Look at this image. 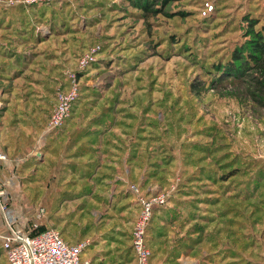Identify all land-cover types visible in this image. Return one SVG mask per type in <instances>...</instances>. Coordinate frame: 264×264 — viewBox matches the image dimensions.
<instances>
[{"label":"rangeland","instance_id":"1","mask_svg":"<svg viewBox=\"0 0 264 264\" xmlns=\"http://www.w3.org/2000/svg\"><path fill=\"white\" fill-rule=\"evenodd\" d=\"M155 7L145 20L133 0H0V133L39 137L37 158L47 137H139L136 157L132 140L120 144L131 177L115 178L85 216L73 200L92 191H39L31 170L0 168V234L3 208L26 232L86 243L91 264H136L140 201L160 195L150 264H264V106L249 97L252 73L216 71L248 40L245 19L264 36V0ZM74 87L69 117L52 129Z\"/></svg>","mask_w":264,"mask_h":264},{"label":"crops","instance_id":"2","mask_svg":"<svg viewBox=\"0 0 264 264\" xmlns=\"http://www.w3.org/2000/svg\"><path fill=\"white\" fill-rule=\"evenodd\" d=\"M6 133L8 132L0 133V153L7 159L1 164V173L6 171V165L14 164L16 168L24 170V173L28 170L33 172V188L36 190L42 191L48 187L56 191L64 190L63 192L92 191L88 200L83 195L73 200L76 206L81 204L80 209L75 211L76 215L79 213L80 216H85L91 202L110 190L115 178L131 177V171L125 167L128 166L127 156H122L120 152L124 145L120 144L124 141L129 146L132 137H47L45 149L39 150L42 158H37L33 150L39 137H5ZM128 149L125 153L129 155L130 148ZM46 174L47 179L43 177ZM117 187L123 188V183L117 181L116 189ZM50 198L48 200H53ZM65 200L68 198L65 197ZM121 200L124 204L125 200Z\"/></svg>","mask_w":264,"mask_h":264},{"label":"built area","instance_id":"3","mask_svg":"<svg viewBox=\"0 0 264 264\" xmlns=\"http://www.w3.org/2000/svg\"><path fill=\"white\" fill-rule=\"evenodd\" d=\"M76 97L75 87L61 95L51 116L52 129L61 127L66 121ZM6 161V157L0 153V168ZM2 180L0 177V188L6 185ZM3 194L0 192V196ZM140 202L141 211L133 227L131 243L136 264H150L151 253L146 244V229L153 209L163 205L165 199L157 195L151 199H142ZM1 212L6 232L5 235L0 234V247L7 264H90L81 257L86 243L70 245L54 229L36 233L26 232L15 225L16 221L20 220L17 215L10 214L3 208ZM43 212L39 210L38 215H43Z\"/></svg>","mask_w":264,"mask_h":264},{"label":"trees","instance_id":"4","mask_svg":"<svg viewBox=\"0 0 264 264\" xmlns=\"http://www.w3.org/2000/svg\"><path fill=\"white\" fill-rule=\"evenodd\" d=\"M133 1L136 8L144 12V19L146 20L149 16H156L162 12V10L155 7L156 4L165 6L167 1L169 2L178 0H161L160 2L162 3L159 1H155L154 3L153 0ZM212 9L213 7L210 6V10ZM245 20L247 21L249 28V31L246 35L248 40L232 51L230 60L225 64L226 68H220L221 66H219L216 68V71L217 73H220L221 71L232 72L239 70L250 73V75L252 73L253 75L251 76V85H249V97L254 103L264 106V36L261 34V32L254 30L256 22L251 21L250 18ZM138 140L139 137H132V143L130 145L132 148L134 147V150L130 153L131 157H136L137 155V153H135V148L139 145ZM153 212L154 209L151 215Z\"/></svg>","mask_w":264,"mask_h":264}]
</instances>
